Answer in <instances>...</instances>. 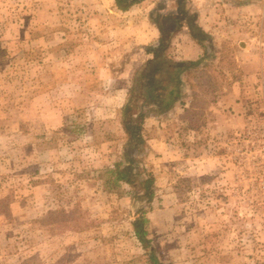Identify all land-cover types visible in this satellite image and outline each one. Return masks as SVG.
<instances>
[{
  "label": "rangeland",
  "instance_id": "374dc122",
  "mask_svg": "<svg viewBox=\"0 0 264 264\" xmlns=\"http://www.w3.org/2000/svg\"><path fill=\"white\" fill-rule=\"evenodd\" d=\"M183 1L191 20L202 10L205 57L166 112L136 89L128 121L154 177L145 204L139 184L100 177L124 158L142 44L156 25L168 48L181 25L149 4L0 0V264H264V0Z\"/></svg>",
  "mask_w": 264,
  "mask_h": 264
},
{
  "label": "trees",
  "instance_id": "16d2710c",
  "mask_svg": "<svg viewBox=\"0 0 264 264\" xmlns=\"http://www.w3.org/2000/svg\"><path fill=\"white\" fill-rule=\"evenodd\" d=\"M119 9L126 10L128 6H122L121 0H117ZM192 25L189 29V33L192 39L199 45H204L205 34L204 32ZM162 31V36L156 46L146 49L148 54H151V58L144 62L140 68L135 72L133 78V85L129 88L127 93V100L120 109L121 118L124 121L126 133L128 134V140L123 145V160L116 161L112 167L104 169L102 176L103 185L107 192L116 191L119 194L122 184L128 186H135L139 184L137 191H133L132 198L137 201H143L145 204H150L154 199L153 183L154 177L151 173L145 172V167L136 160V156L139 154L137 141H139V134L131 132L128 127V121H132L134 118L133 108L136 105L137 99L134 98L136 89L141 87L147 88V92L161 91L162 97L157 104V112L163 113L170 110L174 104L178 101L179 93L181 92V77L190 69L195 67L204 59L205 55L200 57L196 61H175L167 57L164 53L169 41H166L165 32ZM169 40V39H168ZM144 114L139 112L136 118L144 119ZM143 176V178H139ZM140 215L131 222L134 235L137 240L146 247V230L145 225L148 223V219L145 217V211L139 210ZM151 264H160L155 255H150Z\"/></svg>",
  "mask_w": 264,
  "mask_h": 264
},
{
  "label": "crops",
  "instance_id": "0c3cea01",
  "mask_svg": "<svg viewBox=\"0 0 264 264\" xmlns=\"http://www.w3.org/2000/svg\"><path fill=\"white\" fill-rule=\"evenodd\" d=\"M192 1H193L192 4H194V6L196 7L194 0H192ZM183 2H184L183 0H176V2L173 4V7H175V8L169 9V10H168V8L172 7V6H170L169 0H121V5L122 6H128L126 9V10H128L130 7L135 6V5L145 6L146 4H149L146 7H148V8L153 7L152 9L149 10V13H150V17L153 18L152 20L156 24H157V21H160V20L162 21L164 18L166 20H170L171 23L180 24L181 26L179 29H174L170 33V35L168 37L170 39V46L165 49L164 53H166L165 55H167V54L169 55V51H170V53L172 54V59L175 61H196L197 59H199L200 57H202L204 55V53L206 51V47L204 45H203V47L199 46L192 39V37L189 33V29H190V27H192V25H189V23L192 22L193 26L200 28L204 32L206 39L208 37H207V34L205 32L206 31L205 27L202 25V22H201L202 21V13H201L202 10L201 11L199 9L194 10L195 19L191 20L188 18V15H187L189 13V12H187L188 11L187 6H186V4L184 5ZM188 3H190V2H188ZM126 10H124V11H126ZM167 13H169V14H167ZM155 26L156 25H154V27L152 28L153 33H154L152 35V38H151V39H153L152 42L154 41V39H158L162 36V31H160V29H158V27L156 29ZM150 43L151 42L142 44L144 54H145L144 62H146L148 59H150L152 57L151 54H148L146 52V48H144V45H147ZM142 62H140V64L136 67L135 70H138L140 68V66L142 65ZM107 71H109L108 68H106V72ZM118 76H119V74L117 72L116 77H118ZM110 79H111V76H110ZM181 81H182V83L184 82L183 76L181 77ZM184 85L185 84H181V87H183ZM126 93H128V91ZM126 93H124V96L127 95ZM122 105L123 104L121 103V106Z\"/></svg>",
  "mask_w": 264,
  "mask_h": 264
}]
</instances>
